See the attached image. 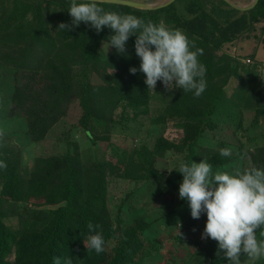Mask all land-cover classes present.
<instances>
[{
  "label": "trees",
  "instance_id": "trees-1",
  "mask_svg": "<svg viewBox=\"0 0 264 264\" xmlns=\"http://www.w3.org/2000/svg\"><path fill=\"white\" fill-rule=\"evenodd\" d=\"M151 1L154 0L137 2ZM69 4L70 0H0V66H8L15 76L20 75L15 78L10 96L11 110L24 117L31 143L46 138L65 117L72 99L81 109L78 125L92 143L108 139L117 106L133 110L135 117L147 113L150 89L144 83V74L129 72L130 67L139 68L140 63L133 48L135 37H129L124 53L111 47V53L101 59L98 49L112 31L102 26L97 33L83 22L71 27ZM98 6L136 15L145 22L163 21L166 27L184 32L194 49H200L198 60L205 68V90L196 97L178 88L160 118L179 121L182 142L174 145L160 138L152 151H146V157L151 163L165 150L186 148V162L207 158L213 167L218 166L219 154L196 150L197 140L205 130L217 126V117L229 115L237 102L239 106H251L252 98L244 94L243 84L233 96H225L223 87L231 76L239 75L227 57L216 53L223 44L251 33L255 23L264 22V0L245 11L224 0H174L153 10L102 2ZM61 22L69 27L58 29ZM261 30L264 32V25ZM92 72L101 77V84L90 83ZM261 92L264 99V87ZM250 157L249 168L264 167V146L256 148ZM117 162L84 163L75 148L61 155L35 157L30 170L22 174L20 150L0 140V264H10L6 258L12 251L14 264H53V257L61 258V264L68 257L71 264H131L143 248L138 232L145 224L123 227L115 226L111 220L106 203L107 176L120 172L121 161ZM130 166V170L125 166L122 177L143 179L156 174L147 170L144 177L140 174L141 163L131 161ZM36 196L44 198L36 207H56L24 206ZM11 217L19 221L14 232L3 223ZM89 222L100 226L105 241L100 253L89 251L82 242ZM260 239L264 237L260 235ZM110 240H115L116 245L107 253L105 246ZM217 251V242L208 239L210 264L223 262L222 252L218 255Z\"/></svg>",
  "mask_w": 264,
  "mask_h": 264
},
{
  "label": "rangeland",
  "instance_id": "rangeland-1",
  "mask_svg": "<svg viewBox=\"0 0 264 264\" xmlns=\"http://www.w3.org/2000/svg\"><path fill=\"white\" fill-rule=\"evenodd\" d=\"M141 1V0H136ZM143 1V0H142ZM167 1V0H166ZM235 5L246 7L253 0H230ZM147 3V2H146ZM163 3L159 0L147 4ZM263 21L254 24V30L231 43H225L216 55L227 57L234 67H237L239 77L231 76L223 87L227 98L234 95L239 85H245L246 96H250L251 106L238 105L229 115L216 118L217 126L207 129L197 140V148L205 152L211 151L220 156L218 166L213 171H228L239 168L244 170L252 164L251 154L258 147L264 146V32ZM101 42L97 55L101 59L108 56L112 48ZM105 45V46H104ZM261 49V54H256ZM248 60V62H247ZM112 72V71H110ZM8 66H0V140L21 152V171L27 173L33 160L38 156L61 155L69 150L78 151L82 162L121 161L118 174H108L106 203L111 220L116 226H142L138 232L143 242L142 250L136 255L131 264H210L207 248L208 239H201L206 216L201 214L199 219L190 216L187 201L178 197V187L182 174L172 169L178 161H187V149L165 150L161 157L147 162L146 151H152L156 141L163 138L178 145L184 138L179 121L167 118L160 121L165 107L171 102L178 88L165 90L157 81L150 90L147 113L134 116V111L119 105L113 111L114 122L107 134V140L92 143L78 125L81 109L77 100H70L67 113L48 132L46 138L38 143H31L26 136V122L22 114L12 111L10 96L19 79ZM92 85L101 84V77L92 72L89 77ZM260 93V94H259ZM227 148L230 155L221 156L220 149ZM127 160V161H126ZM141 163L143 170L140 174L148 175L143 179L124 178L125 166L130 163ZM191 161L199 163L200 160ZM124 168V169H123ZM130 172V171H129ZM43 197L36 196L29 202L28 208L53 209L56 206L36 207ZM3 223L14 232L19 226L17 218H5ZM257 240L260 232L256 230ZM116 245L110 240L105 246L111 253ZM13 263L14 254L6 258ZM246 254L240 255L241 264H264V258L247 260ZM221 264H226L225 258Z\"/></svg>",
  "mask_w": 264,
  "mask_h": 264
},
{
  "label": "clouds",
  "instance_id": "clouds-1",
  "mask_svg": "<svg viewBox=\"0 0 264 264\" xmlns=\"http://www.w3.org/2000/svg\"><path fill=\"white\" fill-rule=\"evenodd\" d=\"M98 2L70 0L67 12L71 27L83 22L97 33L102 26L109 28L112 35L105 45L118 53L125 52L126 42L134 36V53L140 63L129 72L143 73L148 89L153 90L160 81L168 91L179 88L196 97L203 93L206 81L205 68L198 60L200 49H194L184 32L166 27L163 21L145 22L130 13L105 10ZM66 27L64 22L57 26ZM220 155L228 156L230 150L221 148ZM172 169L182 174L178 197L187 201L190 216H206L201 239L216 241L217 254L222 252L226 264H241L242 253L249 261L264 258V239L257 240L256 236L259 229L264 237V167L214 172L213 165L203 158L199 163L178 161ZM86 227L84 246L100 253L105 244L100 226L89 222ZM53 264H61V258L53 257ZM63 264H71V258H65Z\"/></svg>",
  "mask_w": 264,
  "mask_h": 264
},
{
  "label": "water",
  "instance_id": "water-1",
  "mask_svg": "<svg viewBox=\"0 0 264 264\" xmlns=\"http://www.w3.org/2000/svg\"><path fill=\"white\" fill-rule=\"evenodd\" d=\"M172 1H174V0H167V1H165L163 3H159V4L158 3L147 4V3H141V2H137V1H133V0H99V2H102V3H112V4L124 5V6H129V7H132L135 9H141V10L158 9V8H161V7L168 5ZM224 1H226L229 5H231L233 8H235L237 10L245 11V10H249L252 7H254L258 0H253V3L249 6H246V7H241V6L235 5L230 0H224Z\"/></svg>",
  "mask_w": 264,
  "mask_h": 264
},
{
  "label": "crops",
  "instance_id": "crops-1",
  "mask_svg": "<svg viewBox=\"0 0 264 264\" xmlns=\"http://www.w3.org/2000/svg\"><path fill=\"white\" fill-rule=\"evenodd\" d=\"M158 1V0H157ZM166 0H159V2H165ZM256 54H261V49H257Z\"/></svg>",
  "mask_w": 264,
  "mask_h": 264
},
{
  "label": "built area",
  "instance_id": "built-area-1",
  "mask_svg": "<svg viewBox=\"0 0 264 264\" xmlns=\"http://www.w3.org/2000/svg\"><path fill=\"white\" fill-rule=\"evenodd\" d=\"M247 62H248V60H247Z\"/></svg>",
  "mask_w": 264,
  "mask_h": 264
}]
</instances>
